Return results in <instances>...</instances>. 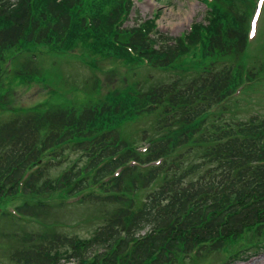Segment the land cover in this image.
<instances>
[{
  "label": "trees",
  "instance_id": "1",
  "mask_svg": "<svg viewBox=\"0 0 264 264\" xmlns=\"http://www.w3.org/2000/svg\"><path fill=\"white\" fill-rule=\"evenodd\" d=\"M253 6L211 0L205 23L172 37L153 19L124 27L131 0H0V76L6 52L40 48L126 69L80 109L45 101L0 123V244L11 261L227 264L264 251V117L226 119L234 89L264 71L248 66ZM29 61L18 67L22 84L41 76ZM136 68L194 72L142 89L127 77ZM75 205L99 210L87 236L52 223Z\"/></svg>",
  "mask_w": 264,
  "mask_h": 264
},
{
  "label": "rangeland",
  "instance_id": "2",
  "mask_svg": "<svg viewBox=\"0 0 264 264\" xmlns=\"http://www.w3.org/2000/svg\"><path fill=\"white\" fill-rule=\"evenodd\" d=\"M133 10L130 13L128 21L125 26H131L137 19H148L158 14L155 18L157 29L169 34L170 36L177 37L180 34L186 32L189 26L194 22H199L205 19L206 5L202 0H132ZM264 6V2H263ZM253 35L258 39L252 41L249 46L250 52L253 49H260V45L264 43V7L263 14L261 13L255 22ZM262 46V45H261ZM44 49H37V59H33L30 63L31 67H37L39 72L45 76V81L42 78L40 82H31L30 84H20L18 81L13 82L11 74H5L0 80V104L6 105V109L12 110L19 108L32 107L41 102L62 103L69 102L82 105L90 101L99 99L103 94H106L113 88H116L123 80V76L126 75L125 68L119 62H113L112 60H99V66L90 65L87 57L82 54L81 51L64 54L62 58L54 57L50 52H46ZM256 51V50H254ZM78 56V57H76ZM5 59H8V53H5ZM41 59V60H40ZM264 59V52L261 57ZM27 61L24 55H20L11 63V60L7 61V67L11 66L14 69L19 67L20 64ZM11 63V64H10ZM6 71V70H5ZM193 70L187 71L186 68L176 69L170 72L152 71L147 69H133L127 77L131 81H138L139 87L147 89L149 86L168 82L177 77L183 80L188 79ZM264 76V71L261 74V78ZM60 79H59V78ZM93 86H97L98 94L91 90ZM257 87V86H256ZM51 90V91H50ZM6 91V93H5ZM245 91H247L245 93ZM4 92V93H3ZM63 93L65 98L63 97ZM230 111L232 113H241L242 118H247L245 114H259L260 117H264V81L257 87V89L244 90L240 93L237 100L230 104ZM262 114V115H260ZM10 114L6 111L0 110V123H4ZM141 147V146H140ZM195 157H190L189 161L196 160ZM187 162H185L186 165ZM65 163L54 171L58 172ZM99 210L95 206L75 205L71 207L60 208L53 216V222L55 228L61 231H73L80 235L87 236L90 233V226L95 223H101L98 221ZM4 226L10 230H17L18 225L14 222H5ZM3 242L7 240L3 239ZM254 249L247 251V254H252ZM9 245L0 244V264H15L8 258ZM259 254L251 255L257 256ZM244 256V253H242ZM253 258V257H252ZM245 260V262L247 261ZM243 260V259H242ZM239 260L238 263H242ZM227 260L223 258L208 257L204 261H194L192 264H224ZM255 264H264L262 260L255 262Z\"/></svg>",
  "mask_w": 264,
  "mask_h": 264
},
{
  "label": "water",
  "instance_id": "3",
  "mask_svg": "<svg viewBox=\"0 0 264 264\" xmlns=\"http://www.w3.org/2000/svg\"><path fill=\"white\" fill-rule=\"evenodd\" d=\"M264 258V254H262V255H260V256H258V257H256V258H254V259H252L249 263H247V264H254L255 262H257V261H259V260H261V259H263Z\"/></svg>",
  "mask_w": 264,
  "mask_h": 264
}]
</instances>
